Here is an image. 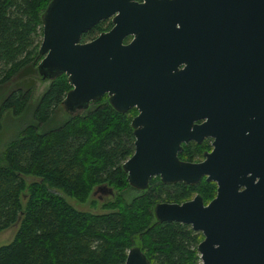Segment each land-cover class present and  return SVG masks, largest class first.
<instances>
[{"label": "water", "instance_id": "water-1", "mask_svg": "<svg viewBox=\"0 0 264 264\" xmlns=\"http://www.w3.org/2000/svg\"><path fill=\"white\" fill-rule=\"evenodd\" d=\"M108 18V32L80 42L82 34ZM176 24L181 29L207 25L208 42L197 46L199 54L207 55L212 66L233 69L246 62L244 86L264 95V0H50L41 16L42 58L35 70L43 81L66 77L71 88L61 105L69 115L86 110L103 95L118 113L137 107L131 126L140 129L122 169L129 186L140 191L155 176L164 184L192 185L205 175L206 160L193 164L176 157L180 142L194 134L187 127L206 115L204 110H188L196 104L187 68L189 50L177 43ZM127 36L133 39L123 44ZM180 63L186 68L178 72ZM242 86L239 79L228 86L231 104ZM203 129L194 126L198 135H204ZM226 160L233 163L235 156ZM235 178L231 170L214 177L218 187L206 205L194 196L153 207L157 223L187 225L200 233V264H264V195L237 192ZM123 264L149 263L132 247Z\"/></svg>", "mask_w": 264, "mask_h": 264}, {"label": "trees", "instance_id": "trees-1", "mask_svg": "<svg viewBox=\"0 0 264 264\" xmlns=\"http://www.w3.org/2000/svg\"><path fill=\"white\" fill-rule=\"evenodd\" d=\"M49 2L0 0V86L35 69L41 60V16ZM100 23L80 40L95 37ZM34 83L20 82L0 101V120L5 111H23ZM70 88L64 75L49 81L37 100L34 125L3 151L0 232L15 223L17 229L11 241L0 246V264H123L132 247H138L149 264H199L200 233L187 225L155 222L152 206L180 204L204 182L177 183L172 193L153 177L129 203L116 197L102 204L101 214L76 211L53 191L83 203L98 185L117 191L130 188L122 169L133 153L129 119L115 112L105 95L85 113L38 132ZM199 195L204 201L210 198Z\"/></svg>", "mask_w": 264, "mask_h": 264}, {"label": "flooded vegetation", "instance_id": "flooded-vegetation-1", "mask_svg": "<svg viewBox=\"0 0 264 264\" xmlns=\"http://www.w3.org/2000/svg\"><path fill=\"white\" fill-rule=\"evenodd\" d=\"M135 1L139 3L143 0ZM100 22L101 27L104 23H107L108 26L106 29H100L96 33L97 36L112 28L111 18ZM175 28L177 43L184 44L189 50L187 68L196 104L189 105L188 110L199 109L206 112L203 118L193 120L192 126L187 127L189 133L194 131V134L180 142V150L176 153L180 162L195 164L207 161L205 175L196 183L187 186L204 182L205 184L200 185L194 196H198L202 204L206 205L215 197L218 187L217 180L213 178L231 170L236 174L237 192L245 195L250 194L254 198L259 194L264 195V95H259L256 88L244 86L245 80L242 81V78L246 79L249 65L242 61L234 65L236 68L233 69L224 65L212 66L210 58L207 55H200L197 50V46H205L208 42L207 35L210 28L207 25L203 27L190 25L181 29L179 24H176ZM95 37L89 39L93 40ZM132 39L133 36H127L122 43L127 44ZM185 68V64L180 63L177 66V71H183ZM211 69L215 70V74L212 76L210 75ZM236 79H239L243 86L237 89L236 103L233 105L229 102L227 94L232 92V88L228 86L232 85ZM217 94L222 96L218 98ZM118 114H123L125 118L129 119L128 126L133 144L134 132L139 131L140 126H131V121L138 115V109L133 106L124 113ZM200 125H204V135H198V130H194V126ZM213 152L216 154L215 156L218 154L220 156L209 157ZM231 154L235 156V160L233 163H228L226 158ZM155 177L159 183L164 184L158 176ZM208 178L209 180H207ZM177 183L164 185L168 192H172ZM97 193L100 194L96 196ZM198 193L203 197L210 196V198L204 201ZM91 195L101 201L103 198L100 195L112 196L113 193L112 189L98 185Z\"/></svg>", "mask_w": 264, "mask_h": 264}, {"label": "rangeland", "instance_id": "rangeland-1", "mask_svg": "<svg viewBox=\"0 0 264 264\" xmlns=\"http://www.w3.org/2000/svg\"><path fill=\"white\" fill-rule=\"evenodd\" d=\"M107 23H104L102 27H100L101 30L107 28ZM97 36V35H96ZM91 40H80L81 43H86ZM27 80H33L34 83V89L31 94L30 100L24 107L23 111L19 115H14L11 111H5L0 120V165L2 164L1 157L3 155V151L5 150L6 146L11 144L12 142L16 141L27 127H31L34 125V110L37 104V100L40 96V94L46 89L48 86L49 81H43L41 80L35 69L25 71V73H20L16 75L10 82L7 84L0 86V101L7 96V94L20 82L27 81ZM106 97V96H105ZM93 107L88 106V108L84 111L75 112L73 115H69L62 107V105H59L54 111L52 116L49 118V121L47 124H44L40 127L38 132H44L48 128L54 129L56 126L61 124L65 119L71 116L81 115L88 111L89 109H92ZM11 142V143H10ZM153 178V177H152ZM151 179V178H150ZM149 179V180H150ZM25 182H29L30 179L24 178ZM149 182V181H148ZM157 182H153V184H156ZM95 188V187H94ZM92 189V191L94 190ZM112 189V196H104L100 195L103 199L100 201L97 199L96 196L99 194L97 193L96 196H92L91 194L88 196V199H86L83 203H78L74 201L73 199L64 196L62 193H60L58 190H53L57 194H59L65 202L71 206L74 210L80 211V212H88L92 214H101L102 211L100 209V206L107 202H112L116 197L122 198L124 200V203H129L133 198L141 194L140 190L134 189L130 187L126 190H119L117 191L114 188ZM91 191V192H92ZM166 192V191H165ZM164 192V193H165ZM188 198L191 199L194 194H190ZM172 196V194H171ZM184 202V201H183ZM156 205V204H155ZM152 206V215H153V207ZM154 218V216H153ZM153 220V219H152ZM155 221V219H154ZM156 222V221H155ZM17 229V223L13 224L11 227L7 228L6 230H3L0 232V246L8 244L15 231ZM199 258V256H198Z\"/></svg>", "mask_w": 264, "mask_h": 264}, {"label": "bare ground", "instance_id": "bare-ground-1", "mask_svg": "<svg viewBox=\"0 0 264 264\" xmlns=\"http://www.w3.org/2000/svg\"><path fill=\"white\" fill-rule=\"evenodd\" d=\"M143 255V254H142Z\"/></svg>", "mask_w": 264, "mask_h": 264}]
</instances>
